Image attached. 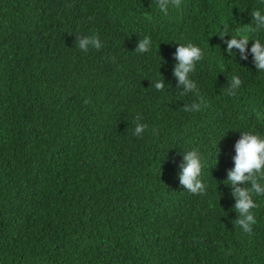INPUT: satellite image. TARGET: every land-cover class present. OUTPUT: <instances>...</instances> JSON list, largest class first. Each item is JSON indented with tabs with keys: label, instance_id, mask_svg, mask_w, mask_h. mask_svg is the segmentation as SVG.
<instances>
[{
	"label": "trees",
	"instance_id": "obj_1",
	"mask_svg": "<svg viewBox=\"0 0 264 264\" xmlns=\"http://www.w3.org/2000/svg\"><path fill=\"white\" fill-rule=\"evenodd\" d=\"M155 4L0 0V264H264V197L244 233L224 181L240 130L264 134V73L217 34L264 5L182 0L164 15ZM81 35L102 47L80 50ZM145 35L153 47L139 53ZM189 41L205 52L192 74L206 101L196 112L183 105L197 93L171 71ZM234 72L242 84L229 95ZM137 115L148 125L140 137ZM192 147L204 194L178 181Z\"/></svg>",
	"mask_w": 264,
	"mask_h": 264
},
{
	"label": "clouds",
	"instance_id": "obj_2",
	"mask_svg": "<svg viewBox=\"0 0 264 264\" xmlns=\"http://www.w3.org/2000/svg\"><path fill=\"white\" fill-rule=\"evenodd\" d=\"M261 3L264 5V0H261ZM155 7L164 15H168L170 10L182 7V0H156ZM250 15L251 23H246L244 28L237 29L235 33H232L227 26H224V31L217 34L223 40L224 51L229 56L233 54L236 56V50H238L241 60H247L251 55L257 72L264 73V39L252 35L264 31V6L251 10ZM226 36L227 39H225ZM249 40L252 41L250 45ZM75 42L76 47L84 52L91 48L99 50L102 47V42L97 35L76 36ZM152 47L151 37L145 35L136 42L134 49L139 53H144ZM173 55L174 64L171 71L177 87L183 93H197V100L190 105L184 104L183 109L187 112H196L206 103L204 97L198 94L197 81L192 77L197 62L204 58V49L191 41L183 44L177 43ZM160 65L161 61L159 67ZM241 84V76L234 72L230 78L228 94H234ZM165 85L162 74L161 78L152 82V86L158 91L163 90ZM135 119L137 122L132 134L140 137L145 133L148 125L142 122L139 115ZM240 133L233 145V165L226 170L224 181H227L225 184L230 186L234 198L232 209L237 213L235 222L244 233L250 234L253 231V225L257 223L253 210L259 207L257 199L254 197H264V134L257 131L241 130ZM181 155L182 159L177 173L179 184L192 194H204L207 191V182L202 177V169L205 165L199 149L192 147L183 151Z\"/></svg>",
	"mask_w": 264,
	"mask_h": 264
}]
</instances>
